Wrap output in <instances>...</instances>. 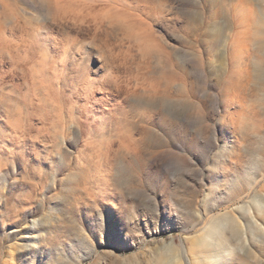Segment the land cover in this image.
Instances as JSON below:
<instances>
[{"label":"rangeland","instance_id":"374dc122","mask_svg":"<svg viewBox=\"0 0 264 264\" xmlns=\"http://www.w3.org/2000/svg\"><path fill=\"white\" fill-rule=\"evenodd\" d=\"M263 53L264 0H0V264H256L192 257L264 184Z\"/></svg>","mask_w":264,"mask_h":264},{"label":"bare ground","instance_id":"6f19581e","mask_svg":"<svg viewBox=\"0 0 264 264\" xmlns=\"http://www.w3.org/2000/svg\"><path fill=\"white\" fill-rule=\"evenodd\" d=\"M262 55L264 57V53ZM250 80L254 82L253 84L255 86L258 87L264 86L263 65H260V67L257 68V71L252 75ZM247 155L251 156L252 153L249 154L247 153ZM250 166H251V162H250ZM247 173H249L250 175L254 174L253 172H249V171H247ZM258 187H260L259 189V192L261 193L259 195L260 197L257 195L255 196L256 193L253 194L256 188ZM241 190L242 189L240 186H238L237 189L235 190V195L239 194L240 196L237 205L228 206V209L225 211V213H223L221 216L217 217V219L214 220L213 222L214 230L210 233H205L202 242L196 244V249L194 248L193 250L202 254V257H200V255L199 256L195 255L194 257H192L197 262L200 261L201 259L215 260L218 256H220V253L225 250L227 252L232 251L234 255H237L236 257L240 261L250 259V260H254L256 264L259 263V261L256 259V254L254 249L258 248L261 245V243L264 242L263 240L264 224L259 222L258 214L252 209L251 207L252 203L250 202V199L251 201H253V203L255 202L254 199L257 197L261 198L264 201V184L260 185L258 184V180H255V182H253L252 185L249 187L248 192H243V191L241 192ZM251 194H253V196L250 197ZM245 198L246 201H244ZM220 228H222V231L225 228L228 230L227 237H224L223 239L221 238L222 242L224 241L226 242V240L227 241L230 240V242L233 243L235 242V245H230L227 249H225L221 244L222 243L221 240L218 242L213 240L214 232L219 230ZM205 237H207L208 240H206ZM220 249L221 251L219 252ZM88 252L95 253L96 250L93 248ZM179 259L180 258L174 256L173 258L168 259L165 262V264H175L177 263V261H179ZM182 260H184V264H192L191 258L188 257L186 254L182 256Z\"/></svg>","mask_w":264,"mask_h":264}]
</instances>
